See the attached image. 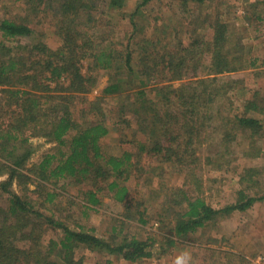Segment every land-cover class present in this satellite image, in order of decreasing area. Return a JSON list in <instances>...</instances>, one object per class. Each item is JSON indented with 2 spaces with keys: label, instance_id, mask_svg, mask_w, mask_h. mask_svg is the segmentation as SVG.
<instances>
[{
  "label": "trees",
  "instance_id": "1",
  "mask_svg": "<svg viewBox=\"0 0 264 264\" xmlns=\"http://www.w3.org/2000/svg\"><path fill=\"white\" fill-rule=\"evenodd\" d=\"M11 1L23 9L0 16V264H82L83 256L75 257L81 245L133 262L264 200L258 165L235 167L233 202L214 207L205 196L207 167L228 170L240 148L248 156L264 152V91L235 93L246 87V69L253 77L264 73V52L254 51L232 21L216 14L209 36L196 26L187 36L178 22L160 27L156 19L161 37L140 35L137 17L163 0H134L130 28L111 37L115 24L99 7L120 10L128 0ZM258 3L264 0L251 5ZM248 18L263 21L260 13ZM45 23L57 48L43 38L22 39ZM257 37L264 39V31ZM102 74L101 93L89 99ZM116 95V122H128L130 131L119 137V151H108L106 106ZM32 136L54 144L28 165ZM144 155L160 178L177 168L184 179L160 193V231L140 236L128 227L133 220L144 227L153 215L144 198L130 197ZM105 198L122 209H105ZM93 214L111 219L108 231L98 234L89 224ZM48 230L53 235L44 241Z\"/></svg>",
  "mask_w": 264,
  "mask_h": 264
},
{
  "label": "rangeland",
  "instance_id": "2",
  "mask_svg": "<svg viewBox=\"0 0 264 264\" xmlns=\"http://www.w3.org/2000/svg\"><path fill=\"white\" fill-rule=\"evenodd\" d=\"M0 2V16L14 15L20 13L22 5L11 0H3ZM101 1V0H100ZM255 0H205L204 3H199L195 0H189L188 5L183 6L178 0H163L153 3L152 14H141L137 17V23L143 26L141 34L149 35L154 34L156 37H161V30L164 21L170 23L178 22V26L184 29V33L188 36L189 31L193 30L196 26L197 31L201 34L209 36L211 29L209 28V21L211 18L218 14L222 19L232 21L238 31L244 35L245 41L251 42L254 51L259 53L264 52V39L258 38V32L264 31V5H251ZM98 3L99 0H98ZM223 4V5H222ZM134 6V0H128L127 4L122 9H109L107 6L101 5L100 11L105 12V15L110 17L111 21L115 24L111 37H116L130 28L129 15ZM261 6V7H260ZM121 11H124L121 13ZM263 15V21L256 23L255 19L248 18L249 15ZM125 14V16H122ZM157 19V20H156ZM156 20V23H155ZM127 29V30H126ZM45 39L48 44L53 48L59 46V40L53 33L47 23L43 27H37L29 37H22L25 42L32 44L39 39ZM163 40L165 39L162 36ZM175 39L170 36V43ZM248 73L246 87H238L235 90L237 95L246 93L250 88H260L264 91V73L253 77ZM107 76L102 74L99 84L87 94L89 99H93L95 95L101 93L103 85L106 83ZM178 84V81H175ZM121 97L116 95L110 99L108 124L110 127L109 133L104 138L103 142L108 151H119L118 140L121 134L129 132L130 130L124 128L128 122H123L121 125L119 120L121 113L118 110L120 106ZM230 105V104H229ZM117 107V109H115ZM127 116H130L127 114ZM244 145H247L248 137L245 134L240 136ZM29 142L33 147V152L28 160V165L37 161L40 156L53 147V142L46 140L40 136L30 137ZM264 148V139L262 142ZM242 149H238L236 160L231 164L228 170H218V168L207 167L206 169V191L205 196L207 201L214 207H220L227 203L233 202L236 196V190L239 187L235 175V167H242L243 165H258L264 168V152L258 156L244 155ZM209 148H206L208 151ZM138 162V161H137ZM142 165V174L139 181L133 184L130 197L133 199L144 198L146 203L151 205L149 217L150 221L146 226L141 227L139 223L133 220V223L128 227L130 232L137 235L144 236L149 232H159L158 223L156 221L157 209L155 207L160 205L162 194L161 192H168L169 188L174 185H179L183 182V173L177 168L172 172L166 169L163 177L160 178L156 175L152 168L154 165L144 155L138 162ZM156 164V163H155ZM158 164V163H157ZM1 178V177H0ZM262 181L264 185V169L262 174ZM105 209L121 210V206L110 205L105 198ZM109 205V207H107ZM119 207V208H118ZM91 222L89 224L96 225L97 233L103 234L108 231L110 223L112 222L109 217L101 214H93L89 217ZM52 231L45 234L44 241L52 236ZM190 252L193 257V264H264V200L256 201L252 206L245 210H234L229 214L219 217L213 224H209L203 229L197 231L193 239H185L182 242H177L174 246L169 248L165 253H157L150 257L142 258L137 261H126L118 258L117 256H108L104 252L92 251L85 246L81 245L75 251V257L83 256L82 264H106L105 260L110 258L113 264H174L175 258L182 252Z\"/></svg>",
  "mask_w": 264,
  "mask_h": 264
},
{
  "label": "clouds",
  "instance_id": "3",
  "mask_svg": "<svg viewBox=\"0 0 264 264\" xmlns=\"http://www.w3.org/2000/svg\"><path fill=\"white\" fill-rule=\"evenodd\" d=\"M174 264H193L192 254L187 251L182 252L175 258Z\"/></svg>",
  "mask_w": 264,
  "mask_h": 264
}]
</instances>
